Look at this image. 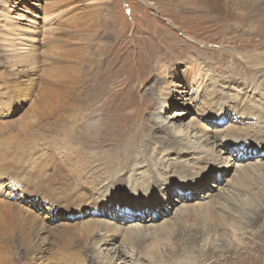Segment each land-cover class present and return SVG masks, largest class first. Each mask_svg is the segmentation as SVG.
I'll return each instance as SVG.
<instances>
[{
	"label": "rangeland",
	"instance_id": "rangeland-1",
	"mask_svg": "<svg viewBox=\"0 0 264 264\" xmlns=\"http://www.w3.org/2000/svg\"><path fill=\"white\" fill-rule=\"evenodd\" d=\"M233 3L234 0H7L6 3L0 0V30L2 29L0 31V74L2 69H8L6 60L9 52L4 50L5 46L1 42L8 30L6 23H14L15 21L18 23L20 21L19 23L26 24L35 19L36 25H39V16L54 13V15L58 14L60 19L55 21L57 24L54 23L51 26L53 28L51 33L47 34V37L44 35L45 38L42 42L45 41L46 43L43 42L41 45L42 54L39 56L37 53L39 60L34 65V69L32 68L33 71L30 72L29 81L20 90L23 95L22 105L18 107V111L11 115L8 112L13 111L12 103H4L5 89L2 88L0 79V139H2L0 140V223L1 217H3L1 211L3 197L9 196L8 191L11 190L12 183L10 180H17L15 182L33 190L37 182L31 177L39 173H41V178L47 177L48 167L46 166L50 162L47 161L48 158H45L43 163L37 159L42 158V156L44 158L47 154L58 155V158L57 156L54 157V161L58 163L56 167L58 170L66 163L69 150L64 148V143L67 142L64 133L65 130L72 131V129L67 128L66 125L63 126L61 124L63 120L76 119L78 123L76 126L84 133L80 138L83 142L88 141L86 144L89 145L88 151L90 153H100L107 150L109 154L113 153L114 157L115 150H109V145L100 142L99 144L104 146L98 149L94 146L96 145L94 140L88 139L89 136L91 138L98 131L95 130V123L99 121L100 117L96 115L98 111H95V114L91 113L94 107H87L90 105L89 103L102 106L104 102V104H108L112 100L113 103L123 102L124 105L127 104L125 110L127 109L129 124L124 126V130L126 129L128 134L123 133L122 139H120L122 136L119 135L117 141L120 142L119 144L125 142L127 145L125 146L128 148L125 147L126 152L134 154L127 161L124 159L125 151H121L122 154L120 152V155L117 156L119 168H122L116 172L117 179L130 176L132 178L130 182L127 180L125 186L119 189L113 188V183H110L113 182L112 178L99 185V192L95 197L102 192L105 195L103 196L104 199L113 198L110 201L112 204L107 207L89 204L81 207L78 214L64 216L60 210H48L43 203L39 204L34 199H20L19 196H14L15 193H11L13 201L24 211L25 214L22 213L25 215L24 218L35 216L32 221L25 222L26 230L32 235L41 234L40 236L45 241L44 247L50 249L44 253H37L31 260L20 258L18 254L24 245L19 231L20 220L11 219V223L14 225V229L12 228L11 231L12 238L17 239L15 242H0V245H5L8 248V255L10 256L8 264H64L65 261H70L71 264H99L111 257L114 249L129 243L128 235L123 229L127 228L126 225L135 224L139 227L145 224L143 227L145 231L142 230V234L130 231L133 234L129 237L133 238V243L137 246L135 249L141 254L143 252L150 253L156 244L160 257L163 255V259L166 258L158 264H167L170 260L182 264L183 261L180 259L184 255L171 256L176 252V248L189 246L193 251H199V249L204 248L205 240L203 239H208V237L211 241L210 247H214L213 249L216 250H213L214 252H223L228 248L222 229L215 227L208 232V235L204 233L206 228L213 227L216 218L225 219L228 223H239L241 216L233 201L224 202V207L213 208L206 202L207 199L203 201L199 199L205 197L204 195H210L208 191L212 188L210 183L216 182L217 184L218 182L219 185L222 182V180L217 179L215 174L208 178L206 187L198 186L193 189L194 196L192 197L187 193L189 197L179 198L174 192L169 194L171 190L161 185L155 192L156 194L152 195V198L161 202V199L158 198L163 195L168 196L169 201L165 200V204L158 203L156 209L152 207L151 209L146 208L144 211H141L139 207V204L143 203L144 200L138 199L141 195L137 194L142 193V191H133L132 185L143 183L147 175L156 179L154 174L157 172L158 163H165V168L168 164L172 170H179L183 168L182 166L188 168L191 162L187 157L194 154L188 149L191 146L184 144V142L189 141L190 144L195 147L200 146L204 151L211 149L209 144L206 145L199 139L198 125L203 126L204 124L201 119L202 116H200V100L220 98L222 102H226L225 110L227 112L233 110V101L250 102L255 108L264 106V0H243L245 5L240 6V8L235 5L236 1ZM48 4L50 6H47ZM6 5L8 6L6 7ZM6 9L9 11L5 14L3 11ZM251 9L255 14L248 18ZM3 32L5 33L3 34ZM173 70H196L195 73L186 72L188 76L195 77L194 82H187L188 85L185 83L184 87L187 86L188 88L183 90V95L177 96L176 101L169 104V109H166L165 112L161 109L162 114L159 112L160 115H157L160 103L165 99L160 95L167 88L162 86L164 75H170ZM67 81L68 83H66ZM94 87H96L95 93ZM148 92L153 96L147 95ZM149 96L153 99L151 100ZM156 98H158L157 101L160 100L157 102L155 101ZM174 111L180 115L181 113L185 114L179 116L177 120H172L175 123L170 126L174 129L188 130L187 140L181 137H171L167 134L168 130L165 128V131L162 127L163 120H167ZM222 113L223 111L215 115L216 123L210 119L213 126H226L224 124L226 120L222 118ZM32 114L36 119L41 120L34 128L24 122L28 121ZM239 119L243 118L240 117ZM100 121L97 125L103 131L105 124L100 123ZM247 121L240 120L238 126L244 125ZM56 123L59 124L56 128H60L53 130V125ZM253 123V121L249 122V125ZM209 129L211 128L209 127ZM146 134L151 137V144L148 151L144 152L146 149L143 148L142 153L137 157L136 146L133 145L134 141L136 138L140 139V142L142 141L141 143L145 145ZM117 141L116 144H118ZM222 141V137L218 138V149L223 148L224 143H226ZM248 142L245 141L244 144L238 145L239 150L232 148L225 155H233L236 161L246 159L244 162H237L238 164L252 162L259 166L256 171L243 176L242 181L245 186L247 184L248 187H251L249 189L247 186L244 187V191L236 199V201H242L244 210L249 211V215L252 216L254 210L264 207V204L257 201L264 195V151L255 147L254 153H250L254 144ZM77 143L79 142L77 141ZM173 148L178 149L175 151ZM236 152H244L247 158H239ZM87 154L91 159V155ZM249 155L251 156L248 157ZM151 158H155L157 164H154ZM218 161L220 160L218 159ZM8 162L9 164H7ZM98 164L99 168L105 165L101 160L98 161ZM187 170L188 172L191 171L190 174H194V170L190 169V166ZM27 171L30 172V175ZM233 171L232 168L231 175L234 174ZM22 172L23 175L19 178ZM25 178H29V180ZM60 179L61 177L59 181H61ZM224 183L225 181L222 182L223 190L219 193L212 188L213 193L216 192L211 195L213 201L222 200L221 196L223 197L224 192L232 191L230 185L227 187V185L224 186ZM180 189L181 191L187 190L182 187ZM245 189L250 191L246 192ZM45 190L43 189L41 192ZM192 198L194 199L192 200ZM182 201L188 202V205L183 206H187L191 211H185L186 213L182 214L185 221L179 224L177 216L176 218H173L175 216L172 215L167 216L166 212L169 211L167 209L169 206L173 208V213L178 215L177 212H181L183 209L180 207ZM247 201L250 204H247ZM152 213H154V217H158L154 223L147 221ZM128 214H131V217L128 218ZM164 218L172 221V225L167 228L172 234L161 226ZM91 219H97L98 223L105 222L109 228L118 226L122 229L120 235L110 239L112 233L107 234L101 230L93 235L88 245H85L83 239L79 243L74 238L79 236L76 230L81 228L86 221H92ZM64 227H71L73 234L72 232L68 233L64 238H59L54 234L58 229H64ZM224 232L229 233L227 230ZM241 237L242 242L255 245L260 254H264V215L255 221L253 227L248 228ZM114 239L117 241L112 244ZM19 240L20 242H18ZM237 244L241 245L239 242ZM128 248L125 246V249L128 250ZM16 251L17 253H15ZM133 252L136 253L135 250ZM41 254L44 257H40ZM209 255H214V253L209 252ZM4 256L6 258V254L0 250V263ZM228 256L225 255L220 260L225 259L224 264L228 262L235 264L232 257L230 259ZM112 259H115V256ZM152 259L153 256L148 255L147 258L139 259L138 257L137 261L145 264L146 261L152 262ZM121 261L136 264L131 257H125L124 254L119 255V259L117 258L118 263ZM187 262L190 263L191 261ZM263 262L264 260L259 258V264ZM223 263L213 261L210 258V261L203 264Z\"/></svg>",
	"mask_w": 264,
	"mask_h": 264
},
{
	"label": "bare ground",
	"instance_id": "bare-ground-1",
	"mask_svg": "<svg viewBox=\"0 0 264 264\" xmlns=\"http://www.w3.org/2000/svg\"><path fill=\"white\" fill-rule=\"evenodd\" d=\"M2 1L4 3L7 2V0H2ZM235 1H236L235 5L238 6L239 8H240V6L245 5L243 3V0H234V3H235ZM56 3H57V1H56ZM1 4H3V3H1ZM7 6L8 5H6V7ZM47 6H50V4H48ZM229 8L231 9V7H229ZM8 11H9V9H6V11H3V12L6 14ZM58 12H60V10H58ZM5 14H3V15H5ZM54 14H44V16H39L38 17L40 19L39 25H36L37 23H36L35 19H33L32 21L28 20L29 22H27L26 24L19 23L20 21L18 23L15 21L14 23L11 22V23L7 24L4 20H2L8 26V28H7L8 30H7V33L3 32V34L5 33V38L1 42L5 46L4 50L8 51L9 53H8V57L6 60L8 63V65H7L8 69H6V68L4 70L2 69L1 74H0V79H1L2 88L5 89L4 103H12L13 111L8 112L10 115L13 114L14 112L18 111V107L22 105L23 95L21 94L22 91H20L21 87L24 84H27V82L29 81L30 72L33 71L32 68L34 67V65L39 60L38 54H39V56H41V54H42L41 53L42 51L40 48H41L42 43L45 42V41L42 42V40L45 38L44 35L46 36L47 34L51 33L50 31L53 30V28L51 26L54 23H56L59 19L58 14H56V15H54ZM234 14H231V16H234ZM253 14H255V13L251 9L250 13L248 14V18L253 17ZM257 15H258V13H257ZM236 16H239V15H236ZM23 18H25V17H23ZM238 18L240 19V17H238ZM244 19H246V18H244ZM4 22H2V23H4ZM2 25H4V24H2ZM6 25H4V26H6ZM62 40H64V39H62ZM58 54H59V52H58ZM46 57H47V55H46ZM58 58H60V57L58 56ZM58 65H61V64H58ZM187 71H189L191 73L196 72V70H186V71L173 70L170 73V75L169 74L164 75V78L162 81V86L163 87L165 86L167 88L160 95L162 97H165V99L163 100V102L161 101L160 109L157 110L158 111L157 115L158 114L160 115V113L162 114L161 109H163L164 112L166 111V109H169L170 108V107H168L169 104H172L173 102H175L177 99L176 98L177 96L183 95V93H184L183 90L184 89L186 90V88H188L187 86L184 87L185 83L187 84V82H194L195 77L193 78L192 76H188L186 74ZM64 76H65V74H64ZM203 78H205V77H203ZM66 83H68V81ZM156 83H158V82L156 81ZM108 86H110V85H108ZM189 87H191V86H189ZM95 90H96V87H94V93H95ZM148 90L150 93L152 92L150 88ZM189 90H190V88H189ZM149 92L146 94L152 95ZM187 92H188V90H187ZM149 97L151 98V100L153 99V97H151V96H149ZM108 99H109V96H108ZM157 99L158 98H156L155 101H157ZM111 101L112 100H110V102L108 101L109 102L108 104H104L105 103L104 102L102 104V106H99L97 104H93L92 102H91L92 104L89 103L90 105H87V107H90V108L94 107V110L91 111L92 114H95L94 112L98 111V113L96 112L97 113L96 115L100 116L99 117V121L101 120L100 123L105 124L103 131H101L97 125V123H99V121L97 123H95V130H98V131L91 138L89 136L88 139L94 140V142L96 144L94 146H96L98 149L100 147L104 146L102 144H99L100 142L103 144L109 145V150H113V149L115 150L114 151V153H115L114 157H113V153L109 154L107 152V150L101 151V152L99 151L100 153H90L88 151L89 145L86 144V142H88V141L83 142V140L80 138L83 136L84 133L82 131H80V128L78 126H76L78 124L76 119H69V120L65 119V120H63V123H61V124L63 126L66 125L67 128L70 127L72 129V131L65 130V133H64L65 134L64 138L67 140V142L64 143V148L69 150L68 151L69 155L66 156V163L63 164L62 168L60 167L61 169H59V170L56 169V167L58 166V163H56L54 161V157L57 156V158H58V155L51 156V155L47 154V156H45L44 158L42 156V158L40 157V159H37V161H39L40 163H43V160L45 158H48L47 161H50L49 165L46 166V167H48V175H47V177L43 176V178H41V173H39L38 175L32 176L31 178H33V180L37 182V185L35 186V188L33 190L24 187L23 185L19 184L18 182H15L17 180H15V181L10 180V182L12 184L10 182H8L9 184H11V186H10L11 190L8 191L9 196L3 197V204H2V210H1L3 213V217H1V223H0V242H2V241H7V243H9L10 241L15 242V239H17V238H15V237L12 238L11 231H12V228L14 227V225L11 223V221H12L11 219L20 220L19 221V231H20V236H21L23 244H24V245L22 244L23 249L20 250V252L18 254L20 258H22V259L28 258L31 260L34 258L35 255H37V253H44L45 251H48L50 248L44 247L45 241H44L43 237L40 236L41 234L40 235H32L26 230L25 222H27L28 220L32 221L33 219H35V216H27V218H24L25 217L24 211L22 209H20V207H18V204L15 201H13L11 193H15L14 196H19L20 199H24V200L34 199L39 204L43 203L45 205V208L47 207L48 210H51V209L60 210L61 211L60 213L64 214V216H70L71 214H78L81 207L88 206L89 204H96L98 207L110 206V204H112V203H110V201L113 198L110 199L108 197V198L104 199L103 196H105V195H103L104 193L102 194V192H100L99 196L97 195L95 197L97 192H99L98 191L99 185L104 184L107 179H109V180H110V178L113 179V182H110V181L109 182L113 183V188H116V189H119V188L125 186L127 180L129 182L132 180V178L130 176L126 177V178H119V179H117V176H116V174H117L116 172L118 170L122 169V168H119V160L117 159V156H118V154L120 155L121 151L126 152V149H128L126 147L127 145L125 144V142H121V144H119L120 142L117 141L119 135L122 136L123 133L124 134L127 133L126 129L124 130V126L127 123L129 124V117H127L128 114H126L127 109L125 110V108L127 107V104L124 105L123 102L113 103ZM95 102H96V100H95ZM128 103H130V102H128ZM199 103L201 104L200 110L202 112V113L200 112V116H202L201 119L204 121L203 126L201 124L198 125V130L200 133L199 139L202 140V143H204L206 145L209 144L211 146V149L209 151H204L200 148V146L195 147L194 145L190 144L191 142H189V141L184 142V144H187V145L189 144L191 146L188 149L191 152H193V154H194V155H189L187 157V159L191 162V165H189V166H190V169L194 170V174H190L191 173L190 170H189L190 173L188 172L187 169L189 168V166L187 168L186 166L181 165L183 168H180L179 170H174V169L172 170L168 164H167V168H165V166H166L165 163L164 164L158 163V165L156 167L157 172L154 174L156 176V179H153L152 176L149 177L147 175L145 177V181L143 183L132 185L133 191H137V192H139L140 190L142 191V193H137V194L141 195L138 199L144 200L143 203L139 204L141 211H144L146 208L151 209L152 207L154 209H156L158 203L162 202L165 204L166 203L165 200L168 202L170 199L168 196L165 197L163 195L158 198V199H161V202L157 199L152 198V195L157 191V189L161 185H162V187L164 186L165 188H169L171 190L169 192V194L174 192L178 195L179 198L189 197L187 195V193L190 194V197H192V196H194L193 195L194 193L192 192L193 189H195L198 186L206 187V185H207L206 182H207L208 178L212 174H215L217 176L218 180H222V182L225 181L224 186L227 185V187H228V185H230V187L232 188V191L224 192L223 197L221 196L222 200L213 201L211 195H214V193H216V192L213 193L214 190L212 188H214L215 191H217L218 193L223 190L222 182L219 185H218V182H217V184H216V182H213L214 184L210 183V186L212 188L208 189V191L210 192V195L209 196L204 195L205 197H200L199 199H202V201L204 199L205 200L207 199L206 202L209 203V205L212 206L213 208L214 207H218V208L224 207V205H223L224 202L233 201L234 206L237 207V209H238L237 212H239L241 214V216L239 218V223H228L225 219H223L224 222L222 223L223 220L221 218H218V219L216 218L215 219L216 221H215V224H213V227L209 226V229L206 228V230H204V233H205V235L206 234L208 235L209 234L208 232L212 231L215 227L218 229L219 228L222 229L223 230L222 234H223L224 240L226 241V245L228 246V248L225 251L223 250V252H221V251L214 252L216 250L213 249L214 247L213 248L210 247L209 244H211V241L209 240V237H208V239L207 238L203 239V240H205V244H204L203 249H199V251H193L189 246L188 247L183 246L180 248H176V252L171 254V256H176L178 254L184 255L185 258H184V256H183V258L178 257L179 259L181 258L180 260L183 261L182 264H190V263L191 264H198V263L203 264L207 261H210V258L213 261H217V262L221 261L223 263V261L226 262V260L225 259L220 260V259H222L225 255H229L228 258H230V259L232 257V260L235 261V264H259V258H261L263 261L264 260V254L261 255L260 252L258 251V248L255 245H253L251 243L246 244V243H244V241L242 242L241 236L244 234L245 231H247L248 228L253 227L255 221H257L261 216L264 215V207H260L256 211L254 210L253 215L250 216L249 215L250 212L244 210L242 201L241 200L236 201L237 197H239L241 195V192L244 191V187L247 186V184L245 186V184L242 181L243 176H245L246 174H248L250 172L256 171L257 169H259V166L254 165V163H252V162H245L242 164H238L237 162H239V161L244 162L246 159H241V160L236 161V159L233 157V155L226 156L225 154L228 151H230L232 148L238 149V145H241L242 143L244 144L245 141H249L252 144H254L253 145L254 147L252 148V151H250V153H254L253 149H255V147H258L259 149L264 151V106H262L261 108H258V106H257L255 108L254 106H252L250 104V102H243L242 101L240 103V101H233V103H234V107H232L233 110L227 112L225 110L226 102H222V99H220V98H204L203 100H200ZM229 109H230V107H229ZM221 111H223L222 118L224 120H226L224 123L226 126L221 127L220 125L218 126L215 124L216 126H218V127H215L211 124L212 122L210 121V119H213L214 120L213 123H216L217 118L215 115ZM184 114L185 113H181V115H180L174 111L170 114V116L168 117L167 120L166 119H165V121L163 120L162 127L164 128V130H165V128L168 130L167 134L170 135L171 137H173V138L181 137V138H184L185 140L188 139V135H187L188 130L183 131L179 128H175V129L173 127L171 128L172 124L175 123L172 120H177L179 116H183ZM54 115H55V113H54ZM240 117L243 119H239ZM57 118H58V116H57ZM28 119H29L28 121H24V122H25V124L27 122L31 128L36 127L39 124V121H41L39 119H36L33 116V114ZM240 120H248L249 122L253 121L254 123L249 125V122L247 121V123H245L244 125L238 126L240 124ZM230 121H233L234 123L233 122L230 123ZM29 125H27V126H29ZM41 125H43V124H41ZM57 126H59L58 123L54 124L53 125L54 128H52V129L53 130L59 129L60 127L56 128ZM63 126H61V127H63ZM208 126L211 129H209ZM150 127L152 128V125ZM25 129H26V127H25ZM137 129H135V130H137ZM129 131L131 132V129ZM141 132H143V130ZM35 136H37V135H35ZM38 137L40 138V136H38ZM220 137H222V140H223L222 142H226V143H224L223 148L218 149V138H220ZM122 138H123V136L120 137V139H122ZM143 138H145V137H143ZM0 140H2V139H0ZM15 141H17V140H15ZM61 141H63V140H61ZM77 141L79 143H77ZM116 141L118 144H116ZM151 141H152L151 137L150 136L148 137L147 134H146V138H145V142H146L145 145H143V143H141L142 141L140 142V139L138 140L136 138L133 145L136 146L135 148H136V156L137 157L140 156L143 148L146 149L144 152L148 151V148H149V145L151 144ZM114 142H115V144H114ZM16 145H18V144H16ZM170 145H173V144L170 143ZM256 145H258V146H256ZM12 146H13V144H12ZM2 147H4V146H2ZM120 147L122 148V150ZM125 147H126V149H125ZM132 147H130V148H132ZM36 149H38V148H36ZM177 149L178 148H173V150H175V151ZM87 153H89L91 155V159L89 158ZM121 154H122V152H121ZM223 154H224V156H223ZM236 154L238 155L239 158H245L246 157L244 152H239V153L236 152ZM37 155L40 156L39 154H37ZM133 155L134 154H129L127 152L124 153L125 161L130 160V158ZM251 155H249L248 157H250ZM61 156H60V158H62ZM234 156H236V155H234ZM68 157H69V159H68ZM151 159L153 160L154 164H157L155 158H151ZM218 159L220 161H218ZM100 160L105 164L104 167H102V168H99L100 166L98 164V161H100ZM9 162L7 164H9ZM173 162H174V160H173ZM3 164H5V163H3ZM14 166H15V164H14ZM24 166H26V165H24ZM92 167H94V168H92ZM174 167H176V166H174ZM232 168H233V170H234L233 172H234V174H236V176H234V174L231 175ZM25 170H27V169H25ZM28 171H30V170H28ZM28 171H27V173H28ZM22 175H23V172L20 173L19 178H21ZM45 176H46V174H45ZM228 176H231V177L226 178ZM28 177L30 178V176H28ZM60 177H61V179H60L61 181H59ZM19 178H18V180H19ZM29 178H25V179L29 180ZM110 183H106V184H110ZM111 186H112V184H111ZM180 187H182L183 189H187V190L181 191ZM249 187H251V186H249ZM249 187L247 186L248 189H249ZM144 188H145V190H143ZM43 189H46V190L44 192H41V190H43ZM245 191H246V189H245ZM249 191L250 190H248L246 192H249ZM16 194H18V195H16ZM193 199L194 198H192V200ZM257 201L261 204H264V195L262 196V198L258 199ZM187 203L188 202H186V201H182V204H180V207H182L183 209L181 212H177L178 215L175 212L173 213L172 207L167 206L168 207L167 209H169V211L166 212V215L167 216H169V215L175 216L173 218H176V216H177V221L180 222L179 224L184 223L185 218L182 216V214L191 211V210H189V208H187V206H183V205H186ZM244 204H246V203H244ZM247 204H250V202L247 201ZM192 205H194V204H192ZM198 205H200V204H198ZM209 209H208V211H209ZM22 213H24V214H22ZM203 215H205V214H203ZM127 217L128 218L131 217V214H128ZM156 218H158V217H154V213H152L147 218V221L154 223L156 221ZM212 221H214V220H212ZM121 223H123V222H121ZM45 225H47V224H45ZM171 225H172V221L168 220L167 218H164L161 226L164 229H167ZM126 226H127V228H125L123 230L125 231V234L128 235L129 243L125 244L124 246H121V248L117 247L116 249H114L113 255L111 257H109L108 259H105L103 262H101L102 261L101 260L100 261L101 263H103V264H128V262L126 263L125 261H121L120 263L117 262V258L119 259V255L121 256V254H124L125 257L126 256L131 257L133 259L134 263H136V264H141L137 261L138 257H139V259H141L142 257L147 258L148 255L153 256V259H152V262L146 261L145 264H154V263L158 264L160 262H163L166 259V258L163 259V255L160 257V252H159L156 244H154V246L151 250L149 248V250L151 251L150 253H144L143 252L141 254L139 251H137L135 249L137 246L133 243V241H134L133 238H130L129 236H131L133 234L132 232L142 234V230H144L143 227L145 226V224H142L141 227H139L136 224L135 225H126ZM47 230H48V228H47ZM101 230L102 231L104 230V232H106L107 234L112 233V237L110 238V239H112V238H116V236H118V234L120 233V231L122 229L119 228L118 226H114L112 228H109L108 224H106L105 222L103 223L101 221L100 223H98L97 219H95V220H92L90 222L86 221V223H84L81 228L77 229L76 232L79 236L74 237V238L79 243H81L83 240H85V245H88V242L93 237V235L96 232L101 231ZM167 230L169 232V229H167ZM225 230H227L229 233L224 232ZM117 231H118V233H117ZM130 231H132V232H130ZM71 232H72L71 227H64V229L63 228L58 229L54 234L59 236V238H64L68 233H71ZM169 233L172 234L171 231ZM72 234H73V232H72ZM72 234H70V235H72ZM201 237H202V235H201ZM124 240H125V238H124ZM116 241H117V239H114L112 244L116 243ZM18 242H20V240ZM237 242H239L241 245L237 244ZM161 244H162V242H161ZM238 245L241 247H239ZM125 246L129 247L128 250L125 249ZM0 250H2L3 253L6 254V258L4 256V259L1 260L0 264H8V260L10 258V256L8 255V253H9L8 248L5 247V245H0ZM134 250L136 251V253L133 252ZM79 251H80V249H79ZM87 252H88V250H87ZM209 252H211V253L213 252L214 255L210 256ZM15 253H17V251ZM14 256H16V255H14ZM42 256L44 257V255L41 254L40 257H42ZM70 256L72 257V255H70ZM101 256H103V255H101ZM114 256H115V259H112V257H114ZM66 259H67V257H66ZM11 261H12V259H11ZM187 261H191V262L188 263ZM63 262H64V259H63ZM101 263H99V264H101ZM176 263H175V261L170 260V261H168L167 264H176ZM64 264H71V263H70V261H65ZM177 264H181V263H177ZM262 264H264V262Z\"/></svg>",
	"mask_w": 264,
	"mask_h": 264
}]
</instances>
